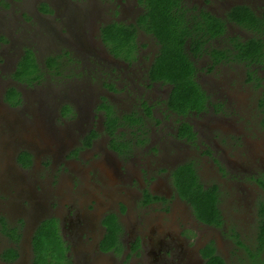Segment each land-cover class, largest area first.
<instances>
[{"label":"flooded vegetation","instance_id":"flooded-vegetation-1","mask_svg":"<svg viewBox=\"0 0 264 264\" xmlns=\"http://www.w3.org/2000/svg\"><path fill=\"white\" fill-rule=\"evenodd\" d=\"M25 1L2 3L0 29L9 24V19L12 22V11L20 9ZM39 1L46 2L53 12L36 9L39 21L56 17L52 22L53 40L46 47H71L50 55L55 58L50 69L80 65L82 77L70 76L66 71L68 81L58 84L55 78L45 91L38 92L36 107L27 108L32 118L15 116L0 122V151L9 162L5 165L7 180L19 187L21 197L28 199V208L21 207V212L31 222L25 249L21 243L24 231L19 228L18 238L7 246L17 251V257L7 261L0 255L2 261L34 264V231L43 220L50 219L57 226L67 258L58 260V255L52 259L53 264H127V251L120 260L121 244L131 251L128 264H205L201 251L207 245L227 264L214 238L226 226L222 191L219 182H202L204 170L230 188L233 221L222 235L232 245V262L264 264V240L260 237L264 220V139L256 135L258 130L264 133V112L258 104L264 96V0L167 1L169 40L182 43L183 52L195 68L193 79L203 92L204 108L199 111L183 110L184 104L173 108V84L155 79L151 73L161 54V44L149 14L150 0H92L83 8L79 0ZM57 6L62 8L59 15ZM112 23L120 25L116 53L110 51L102 37V29ZM73 30L81 36L73 38ZM253 41L260 44V49L252 54L249 45ZM8 44H16L11 48L14 56L0 58V67L4 64L10 69L5 91L14 89L19 93L9 102L13 105L23 101L16 84L35 86L39 78L30 85L16 77L27 48L22 46V40L0 36V53ZM29 50L39 64L36 51ZM255 90L252 104L258 119L237 108L246 106ZM50 97L53 100L47 101ZM113 100L120 103V115L109 119L108 115H114ZM50 107L57 113L55 126L47 121ZM228 107L238 111L226 112ZM97 150L120 154L117 190L135 208L125 217L132 228L124 231V239L120 235V213L127 210L120 198L99 199L93 194V190L102 191L104 170L99 171L97 165L85 167L77 165L76 160L71 162V155L77 151ZM20 151L30 154L26 166L18 161ZM192 151H197L193 157ZM44 154L48 156L39 164L42 169L38 173V160ZM56 159L62 162L59 167L54 164ZM187 164L193 167L203 188L218 192L215 204L220 223L201 221L192 203L179 195L174 175ZM28 170L32 174L26 175ZM61 174H67V181L61 179ZM157 203L165 204L164 213L173 210L181 214L184 226L189 220L192 227L176 231L165 225L154 240V231L149 233L152 227H148L159 217L153 214L151 218L145 212ZM248 218L250 237L241 229ZM111 220L117 223V241L105 248L107 244L103 242ZM201 228L211 231L203 241L199 237ZM12 230L13 227L9 232Z\"/></svg>","mask_w":264,"mask_h":264},{"label":"rangeland","instance_id":"rangeland-1","mask_svg":"<svg viewBox=\"0 0 264 264\" xmlns=\"http://www.w3.org/2000/svg\"><path fill=\"white\" fill-rule=\"evenodd\" d=\"M75 1V0H74ZM89 3L92 0H79L78 2L80 3V8H83L87 6V2ZM11 0H0V10L4 11L2 9V3L10 4ZM26 3L22 4L20 6V14L18 10L12 11V22L9 19V24L5 25V28L0 29V36H3L5 38H11L14 41H23V47L27 48L26 50L29 51V49H34L36 51L38 60H39V66H40V77L38 84L31 85L35 81L30 82L29 84L31 85L30 87L22 86L20 84L17 85V89L21 92L23 96V101L19 100L17 103H14L11 105L8 101L7 94L5 91V83L8 84V74L10 72V69L7 68L6 65L3 64V66L0 67V122L5 123L6 120L11 121L14 119V117H19L21 116L22 118H25L28 120L29 118H32L33 116L30 115V112L27 111L31 109L32 107H36V97L38 98L37 94L39 91H42L46 89L47 84L50 81H53L55 78H57V83H64L65 81H68L67 78L65 77L66 71H68V75L74 76V75H80L82 77V73L80 72V65L79 66H71V68H66L63 67L62 69H56L55 71L50 69L49 66L46 65L45 61H43L44 58L47 59L50 55H55L59 54L61 50L63 49H70L71 47L65 45V44H58L53 47H46V44L50 43L53 40L54 37V28L52 25L53 20L56 18L54 16H51L47 20L44 21H39L38 20V13L36 9H40L41 11H49L50 14L53 12L51 11L52 8L49 7L46 2L44 1H39V0H26ZM56 6V5H55ZM42 8H46L47 10H42ZM61 7L57 6V13L58 15L61 12ZM11 10V9H10ZM21 15H23V19H21ZM57 15V14H56ZM55 15V16H56ZM58 17V16H57ZM58 22V19H57ZM11 23V24H10ZM15 26L16 29H13ZM57 33L59 31L55 29ZM73 33V38H79L81 36L80 32L77 31H72ZM109 39H107L108 42ZM88 42V41H87ZM112 46L110 49L114 50L113 53H115L116 50L119 49L120 47V41L115 40V41H110ZM127 42H125L126 44ZM124 45V43H122ZM16 46V44L12 45H6L1 49L0 53V58L1 60L11 58V56H14L11 54V48ZM108 46V45H107ZM16 51L19 50L18 48H15ZM73 51V50H71ZM15 54V53H13ZM45 59V60H46ZM62 59V58H60ZM202 63V61H200ZM201 65V64H200ZM91 68V67H90ZM87 68L85 69V72L87 73ZM54 71V72H53ZM79 72V73H76ZM13 75V72L11 73ZM11 75V76H12ZM84 77H87L86 75ZM94 83V82H93ZM118 85V84H117ZM257 94V90H255L253 93H251V97H249V102L246 106H241L237 107L239 110H241L243 113L247 112L250 113L251 116H255L256 119H258V113L254 114L253 111V101L252 99L254 96ZM25 96V97H24ZM42 96V95H41ZM51 96V94H50ZM53 100V98H47V101ZM59 100V98H58ZM113 114H115L117 117L120 115V103L113 100ZM252 104V105H251ZM236 107H228L226 108V112H233V111H238ZM57 113L52 110V107L49 108V113L46 114L47 121L51 123V125L55 126V121H56V116ZM211 117H213V114H210ZM10 127V124H9ZM258 130V129H257ZM3 131V130H2ZM1 132V129H0ZM256 134V133H255ZM258 138H263L264 139V133L261 132V130L257 132L256 134ZM193 148V147H191ZM21 152V151H20ZM19 152V153H20ZM197 153V151H192L191 157H193L194 153ZM91 153V154H90ZM45 155H42L39 157L38 160V165L36 167V171L41 170L42 168L39 166L41 161L44 162L45 160ZM119 152L118 151H77L75 154H72L71 157L72 159L74 158L73 161H77L76 163L82 164V166L88 167L92 165H97V169L100 171V168L104 170L103 172V179H104V184L102 185V191L96 192L93 190V194H95L99 199H115L117 200L120 198V204H123L125 206V209L127 210V213L121 214L120 213V219L122 220L121 226L122 229L120 231L121 237L123 236V239L125 238L124 231H131V225L128 223V220L125 218L129 213H131L135 208L133 206V203L131 201H126L125 198L119 195L118 193V185L117 183L118 180H120V157H119ZM48 156V155H46ZM190 156L188 157L191 158ZM200 160L202 158L200 157ZM7 157L2 151H0V255L3 249L5 247L9 246L14 242V237L17 234V230L21 228L24 231V237L23 240L21 241L23 248L25 249V242L28 238L29 235V230H30V219L27 214H24L21 212V207L26 206L25 208H28V199L26 196L21 197L20 194L18 193L16 185L12 184L7 180V175H6V168L5 165L7 162ZM13 163L14 160H11ZM69 162V163H71ZM62 162L58 159L55 160L54 164L55 166L59 167V164ZM99 166V167H98ZM31 170H28L26 172V175L32 174ZM35 172V173H37ZM97 172V171H96ZM39 173V172H38ZM202 182L203 183H210V182H219L220 185V190L222 191V210H223V215L225 219V224L222 227L221 235L220 236H214L215 240L219 244L220 252L222 256H225L227 264H240V263H234L232 262V255H230V252L232 250V245L231 243L225 239L227 236L223 237V232H228L229 227L231 226V222L233 221V216H232V205L230 204V195H229V190L230 188L221 183V180H219L217 177H214L212 175L208 176L205 174L204 170L202 171ZM201 176V174H200ZM61 179L67 181V174H61ZM49 180V179H48ZM19 189V187H18ZM62 192H65L62 190ZM25 197V198H24ZM164 203H157L154 207L151 206L148 210H146L145 214L150 215L152 218L153 214H157L158 222H153L151 225H149L148 228L152 227L149 231V233L154 231L153 238L154 240L157 239V233L158 237L159 234L162 233V231L165 230V225H168L169 227H174L176 231H183L187 227H192L191 223L189 220H187V225L184 226V220L185 218L182 217V215H176V213L173 210L168 211L167 213H164ZM176 207L179 206V203H174L172 204ZM135 206H138V202L135 203ZM183 206V205H182ZM187 214L189 212L187 211V208L183 207ZM139 211V210H138ZM161 211V212H160ZM167 211V210H166ZM154 217V215H153ZM169 220H172L173 222L168 223ZM157 223V224H156ZM251 222L250 218L245 221L244 226L241 228L244 233H248V236L250 237L251 235V230H250ZM13 227L16 228L14 232L10 233L9 229ZM157 232V233H156ZM211 231L206 228H201L199 230V237L201 238V241L206 240L210 237ZM212 236V235H211ZM21 239V238H20ZM122 239V240H123ZM18 242V241H17ZM121 239H120V244H121ZM19 243V242H18ZM201 243V242H200ZM127 249V248H126ZM124 245H120V260L123 259V254H125V251H127V258H126V263L128 264L129 260V254L130 250H126ZM0 264H7L2 261L1 256H0ZM11 264H22L21 262H13Z\"/></svg>","mask_w":264,"mask_h":264},{"label":"trees","instance_id":"trees-1","mask_svg":"<svg viewBox=\"0 0 264 264\" xmlns=\"http://www.w3.org/2000/svg\"><path fill=\"white\" fill-rule=\"evenodd\" d=\"M168 0H150L148 4L149 14L152 16L153 28H155V34L161 44V54L157 58L151 73L155 74V79H164L173 84L171 91L170 103L173 108L184 104L183 110H196L199 111L203 107V92L200 86L193 79V72L195 71L192 61L183 52V45L179 41L172 43L169 40V17H168ZM42 10H47L42 8ZM247 12L244 11V16H247ZM102 37L106 44L111 48L110 41L118 40L120 36L119 23H112L102 29ZM107 39L108 42H107ZM250 53H256L260 49V44L253 41L251 42ZM111 52L114 50L110 49ZM116 53V51H115ZM46 65L53 67L55 64V58L50 56L45 61ZM16 77L24 79L28 83L32 80H36L40 77V66L36 62L31 50L27 51L20 61L19 69L16 72ZM8 101L18 98V92L14 89H10L6 92ZM259 109L264 112V96L259 101ZM180 107V106H179ZM110 113V108H109ZM109 119L117 117L115 114L108 115ZM111 120H109L110 122ZM18 161L24 166L30 162V154L26 151H21L18 155ZM175 185L179 192V195L188 199L194 206L195 213L206 223H220L221 219L215 202L217 201L218 192L216 189L203 188L198 182L197 175L190 164L181 166L174 175ZM16 228H13V232ZM121 231V226H120ZM117 223L115 220H111L108 227V232L103 244H107L105 248H109L115 245L117 241ZM260 237L264 240V220L261 223ZM18 238V234L14 239ZM58 234V229L54 221L50 219L43 220L34 231L32 237V244L35 247L33 259L34 264H53L52 259H55L58 255V260H67L65 250L61 248L62 241ZM58 246V248H57ZM205 257V264H225L223 259L214 253L213 247L207 245L204 250L201 251ZM17 251L13 247H7L1 256L7 261L14 260L17 257ZM58 264V263H54Z\"/></svg>","mask_w":264,"mask_h":264}]
</instances>
